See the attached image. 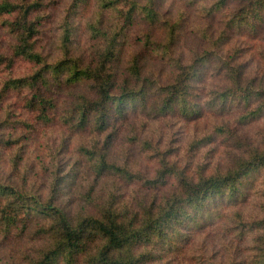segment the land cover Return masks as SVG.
I'll list each match as a JSON object with an SVG mask.
<instances>
[{
	"label": "trees",
	"instance_id": "16d2710c",
	"mask_svg": "<svg viewBox=\"0 0 264 264\" xmlns=\"http://www.w3.org/2000/svg\"><path fill=\"white\" fill-rule=\"evenodd\" d=\"M163 1L72 0L56 51V46L37 43L48 13L44 0H0V19L14 41L7 50L0 49V148L10 153L8 177L0 178V240L19 236L22 223L34 222V241L9 264H153L163 251L178 245L184 228L210 219H221L226 232L245 241L248 257L234 254L227 261L207 264H264V129L260 140L253 142L227 124H216L211 133L195 136L184 158H178L172 147L141 138L134 124L127 126L142 111L154 112L155 117L176 111L186 118L195 115L199 104L192 99L193 81L200 76L201 65L211 60L224 72L223 84L209 95L213 106L222 109L235 100L242 103L240 121L264 112V86L245 82L244 64L235 54L239 48L226 56L219 53L229 29L256 30L264 24V0H180L182 5L197 6L204 19L222 13L224 24L214 32L208 24L197 26L208 49L188 60L174 56L185 13L181 7L172 13L171 3L164 9ZM77 8L87 12L82 26L75 22ZM139 18L148 29L136 42L140 47L123 60L125 35ZM80 29L87 35L84 47L76 42ZM149 56H160L171 65L167 80L147 71ZM20 58L33 68L14 76ZM13 90L20 93L31 120H9L7 100ZM56 120L63 131L70 135L83 131L92 141L79 147V161L70 155L61 158L73 136L47 141L42 165L50 181L38 184V176L23 175L25 132ZM9 123L21 124L25 132L14 134ZM123 125L131 130L134 143L151 150L158 163L153 175L110 158L112 139L122 134ZM214 134L232 139L238 152L225 165L194 162L191 154ZM80 163L85 165L83 172ZM80 176L86 178L87 189L80 192L78 203L64 202L63 196ZM170 179L175 185L169 184ZM122 180L137 187L124 192ZM246 188L261 200L254 218H247L240 205L221 206V200L236 205L246 197Z\"/></svg>",
	"mask_w": 264,
	"mask_h": 264
},
{
	"label": "rangeland",
	"instance_id": "374dc122",
	"mask_svg": "<svg viewBox=\"0 0 264 264\" xmlns=\"http://www.w3.org/2000/svg\"><path fill=\"white\" fill-rule=\"evenodd\" d=\"M171 3V4H170ZM45 6L48 8L44 24L41 27L39 39L37 43L39 46L46 48L57 47L59 44L60 35L62 34L63 18L71 8L72 0H44ZM170 4L172 13H178L181 7L185 13L184 20L182 21L181 33L179 41L175 46L174 56L179 57L182 55L185 60L191 59L194 53L208 49V41L197 33V26L207 25L208 28L214 32L223 27L222 13L210 16L207 19L203 18L201 10L197 6L182 5L180 0H164L162 7L166 9ZM232 6V4H230ZM79 12V13H78ZM223 12V11H222ZM87 12L83 8H77L75 13V22L82 26V22ZM12 19V15L7 16ZM4 19V18H3ZM144 22L139 18L136 23L127 31L124 39V53L123 60L127 53L139 48V38L148 29L143 24ZM228 38L223 44L220 54L227 55L235 48H239L235 52L236 58L244 64L246 83L250 86L263 87L264 86V24L260 25L256 30H248L245 28L234 27L228 30ZM12 35L9 33L5 26V22L0 19V49L7 50L12 44ZM76 42H82L83 47L87 44V35L80 29L78 30V39ZM58 45V46H57ZM6 48V49H5ZM197 51V52H196ZM232 52V53H233ZM61 53H56V56ZM147 71L156 72L160 78L165 81L169 74L172 72V67L165 60L159 57L149 56L146 59ZM119 70L122 72V63L119 65ZM32 64L25 61L23 58L17 59L16 66L13 69L14 76L23 75L32 70ZM200 76L194 81V97L192 98L196 104H199L198 111L192 117L186 118L178 111L165 115L154 116V112L146 115L145 112L138 113L127 126L134 124L137 131L140 133L141 138H148L153 142H160L162 147L173 148L176 150L178 158H184V154L190 147V142L195 136L211 133L216 124H227L235 128L240 136H246L253 142H258L264 129V112L257 113L253 117L250 115L247 119L239 120L240 115L244 112L243 104L237 102H229L222 109L213 106L210 101L209 95L212 91L218 88L224 82V72L221 66L216 65L214 60L208 64L201 65ZM3 81V74L0 71V83ZM80 88H83L82 85ZM20 93L13 90L9 93L7 102H10V110L12 116L9 120H16L19 118H27L31 120V114L22 107ZM63 99L66 98L64 93H61ZM152 97H149V102ZM258 102L255 103V106ZM9 131L14 134L22 132L25 128L21 124L9 123ZM122 134H118L112 139V149L110 158L120 164H128L129 167L137 172L146 175H153L158 165L157 161L151 156V150L144 149L140 143H134L130 138L131 130L126 126H122ZM29 130V129H28ZM25 132L24 141L27 142L25 153V168L23 175L30 174V177H37L41 181L38 184L47 182L49 184L48 172L43 168L42 161L47 156V141L62 142L65 136L70 135L67 131H63L59 120L49 125H41L37 131ZM73 139L67 140L66 146L62 149L61 158H66L69 155L73 160L79 161L81 156L78 153L79 147L83 144L87 145L92 141L91 136L87 133L80 131L75 133ZM61 140V141H60ZM238 148L234 145V141L229 139L226 135L214 134L212 139L207 141L199 149H196L192 154L194 162L203 161L212 165H225L230 161L233 153L238 152ZM7 149L0 148V178L8 177L10 157ZM81 164V163H80ZM53 165L51 166V169ZM84 164L78 166V169L83 172ZM252 177H256L254 174ZM107 179V178H102ZM102 179L99 180V186ZM113 178H110L112 180ZM252 179V178H251ZM6 181V180H3ZM176 181L169 180L170 185H175ZM122 190L130 192L137 186L131 182L122 180L120 182ZM70 191L64 195L62 200L73 199L78 203L81 191L87 189V180L83 177L75 182L74 185L69 187ZM37 189V187H36ZM246 197L239 199L236 205L225 204L221 200L222 207L230 209V207L240 205L244 210L247 218H254L260 212L261 200L258 195L254 194L252 189L246 188ZM232 209V208H231ZM221 219H213L201 221L199 225L194 228H184L181 233L178 245L166 251H163L154 261L153 264H207L213 261H227L234 254L237 258L248 257L247 243L245 241H238L237 238L232 236L230 232H226L221 224ZM28 225L22 223L19 228V236H13L10 239L0 240V264L13 263L14 258L24 251L27 244L32 243V225L34 222H27ZM32 248V247H31ZM30 248V249H31ZM29 249V250H30ZM28 250V251H29ZM205 262V263H202Z\"/></svg>",
	"mask_w": 264,
	"mask_h": 264
}]
</instances>
